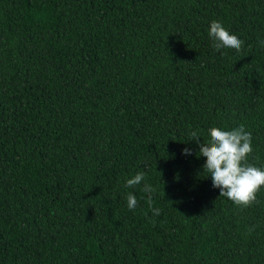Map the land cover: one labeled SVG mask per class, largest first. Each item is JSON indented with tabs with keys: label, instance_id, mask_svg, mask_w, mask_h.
Masks as SVG:
<instances>
[{
	"label": "trees",
	"instance_id": "trees-1",
	"mask_svg": "<svg viewBox=\"0 0 264 264\" xmlns=\"http://www.w3.org/2000/svg\"><path fill=\"white\" fill-rule=\"evenodd\" d=\"M262 41L264 0H0V264H264V187L219 197L189 141L243 124L264 167Z\"/></svg>",
	"mask_w": 264,
	"mask_h": 264
},
{
	"label": "clouds",
	"instance_id": "clouds-1",
	"mask_svg": "<svg viewBox=\"0 0 264 264\" xmlns=\"http://www.w3.org/2000/svg\"><path fill=\"white\" fill-rule=\"evenodd\" d=\"M215 51L221 49H234L239 52L243 41L237 35L230 33L220 21L213 20L208 28ZM261 43H264L262 41ZM223 55V53H221ZM207 140H201L198 131L189 132V141H195L198 146L196 155L206 158L202 165V172L211 177L212 187L219 189V197L223 196L232 201L240 209L247 208L257 201V194L264 187V167H257L249 162L253 153L252 133L245 129L243 124L231 129L210 127L207 129ZM184 155H191L190 148L182 150ZM201 172V173H202ZM145 179L144 172H137L126 178L124 186L134 188ZM141 191L147 193L149 208H152L153 193L155 189L145 184ZM137 197L129 192L127 194V207L132 210L137 207ZM153 215H159V208H152ZM254 226L249 228V233Z\"/></svg>",
	"mask_w": 264,
	"mask_h": 264
}]
</instances>
